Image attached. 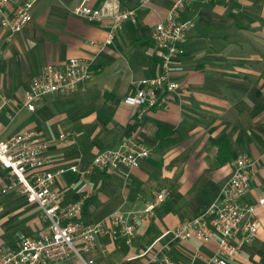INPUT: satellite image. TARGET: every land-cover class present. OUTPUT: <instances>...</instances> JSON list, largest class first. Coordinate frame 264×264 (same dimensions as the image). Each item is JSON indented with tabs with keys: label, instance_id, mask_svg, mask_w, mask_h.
Listing matches in <instances>:
<instances>
[{
	"label": "crops",
	"instance_id": "1",
	"mask_svg": "<svg viewBox=\"0 0 264 264\" xmlns=\"http://www.w3.org/2000/svg\"><path fill=\"white\" fill-rule=\"evenodd\" d=\"M82 1L36 0L20 33L0 29V138L40 131L49 141V169L55 170L83 168L98 152L134 136L150 150L138 168L87 175L67 170L55 179L64 204L82 202L78 216L84 223L107 222L117 209L141 210L145 200L165 194L129 241L111 227L84 258L93 264H146L163 249L179 264H202L195 254L214 253L215 242L175 244L161 236L219 197L239 155L255 162L242 200L253 204L264 197V0H186L180 19L193 25L186 31L184 70L175 76L179 89L144 112L123 98L135 82L159 73L153 30L175 0H87L108 12L135 9V19L124 21L103 49L91 42L106 40L112 19L76 15ZM70 57L89 62L91 77L76 92L49 94L28 110L23 93L32 78L45 64ZM61 133L65 142L58 141ZM14 182L0 164V249L48 231L42 210L17 186L10 188ZM258 220L257 234L232 264H264V207ZM73 263L69 258L52 264Z\"/></svg>",
	"mask_w": 264,
	"mask_h": 264
},
{
	"label": "built area",
	"instance_id": "2",
	"mask_svg": "<svg viewBox=\"0 0 264 264\" xmlns=\"http://www.w3.org/2000/svg\"><path fill=\"white\" fill-rule=\"evenodd\" d=\"M35 1L0 0V29L8 30L10 35L20 33L32 19ZM12 2H15L14 6ZM86 2L83 0L75 7L76 15L88 21L104 17L112 19L106 40L102 43L91 42L99 49L110 42L113 32L124 21L135 19L133 8L108 12L94 9ZM185 2L175 0L168 17L154 26L153 42L161 58L159 73L135 82L133 91L123 98L125 104L139 107L141 112L156 107L179 89L180 81L175 76L184 70L181 57L185 53L186 31L193 25L192 20L180 19V9ZM91 75V64L77 57H70L60 65L45 64L24 91L23 105L33 111L39 98L53 93L76 92ZM66 140V134L58 136L59 142ZM48 147L49 141L36 129L23 130L4 140L0 138V164L15 177L10 188L17 186L29 201L35 202L49 224L46 233L24 237L14 247L1 248L0 264H52L69 258H75L73 264H93L84 258V253L96 248L97 236L110 235L112 227L129 241L141 219L150 215L164 200L165 194L160 192L145 200L141 210L117 209L110 213L107 222L84 223L78 216L82 211V202L64 204L63 192L54 186L56 177L67 170L87 175L94 170L135 169L150 150L134 136H128L116 147L95 154L83 168L71 164L51 170L50 159L46 155ZM231 166L230 176L222 184L219 197L196 216L161 236L170 238L175 244L189 239L215 242L217 250L214 253L195 254L202 264H232L244 244L252 241L258 231V210L264 207V197L253 204L242 200L255 170V162L246 155H239ZM146 264L179 262L160 249L148 258Z\"/></svg>",
	"mask_w": 264,
	"mask_h": 264
},
{
	"label": "rangeland",
	"instance_id": "3",
	"mask_svg": "<svg viewBox=\"0 0 264 264\" xmlns=\"http://www.w3.org/2000/svg\"><path fill=\"white\" fill-rule=\"evenodd\" d=\"M72 262H76L75 258H70ZM86 259V258H85Z\"/></svg>",
	"mask_w": 264,
	"mask_h": 264
}]
</instances>
